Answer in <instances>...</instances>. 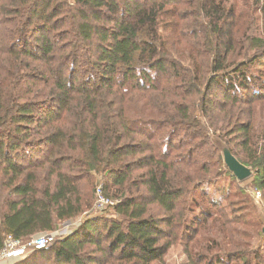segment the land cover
I'll list each match as a JSON object with an SVG mask.
<instances>
[{"label":"trees","instance_id":"1","mask_svg":"<svg viewBox=\"0 0 264 264\" xmlns=\"http://www.w3.org/2000/svg\"><path fill=\"white\" fill-rule=\"evenodd\" d=\"M261 26L264 0H0V249L94 209L97 187L120 216L13 264H264L242 187L264 209Z\"/></svg>","mask_w":264,"mask_h":264},{"label":"built area","instance_id":"2","mask_svg":"<svg viewBox=\"0 0 264 264\" xmlns=\"http://www.w3.org/2000/svg\"><path fill=\"white\" fill-rule=\"evenodd\" d=\"M95 194L96 202L92 211V215H99L103 213L104 210L113 209L115 207L117 201L103 195L100 187H97ZM254 194L255 198L260 197L259 191H254ZM60 237H62V235L59 230L30 236L26 240H18L11 235H7L4 240L3 247L0 249V260H17L23 256H26L33 250L50 244Z\"/></svg>","mask_w":264,"mask_h":264},{"label":"rangeland","instance_id":"3","mask_svg":"<svg viewBox=\"0 0 264 264\" xmlns=\"http://www.w3.org/2000/svg\"><path fill=\"white\" fill-rule=\"evenodd\" d=\"M69 1L72 2L73 0H69ZM259 30H260V33L259 34L262 35V36H264V26L259 27ZM196 112L198 113V111H196ZM212 136H215V135H212ZM233 184L234 183L223 182V183L219 184L222 188L221 187H216V189H215L213 187H210L208 189L209 194L218 195L220 192H222V194L223 193L226 194L228 191L231 190V188L234 187ZM98 185H101V184H97L96 187ZM223 186L225 188H223ZM242 187L244 188V190H246V192L253 199L252 200L250 198L251 201L254 202V208L256 209L257 213L264 219V209H263V205H262V203L260 202V200L258 198H254L252 196V193H253V195H255L254 194V191H252V189L250 188V186L248 184H244ZM95 192H96V190H95ZM92 211H93V209H90V210L84 212L81 216L76 217V218H73V219H70V221H68L67 223L64 222V223L60 224L56 229L59 230V232L61 233L62 236H64V235L68 234L70 231H73L74 228L78 225V223L81 221V219L85 215L86 216L87 215L91 216L93 214ZM252 212H253V210H252ZM100 215L103 216V217H105V218H108V217L120 218V216L116 214V212H115L114 209H109V210L106 209ZM17 260H15V261H17ZM15 261L14 260L11 261V260H3L2 259V260H0V263L1 262H4L5 264H12ZM163 264H186V257L184 255L179 254V253H172V252H170L167 255V257H166L165 263H163Z\"/></svg>","mask_w":264,"mask_h":264},{"label":"water","instance_id":"4","mask_svg":"<svg viewBox=\"0 0 264 264\" xmlns=\"http://www.w3.org/2000/svg\"><path fill=\"white\" fill-rule=\"evenodd\" d=\"M215 146L220 150L224 168L236 177L238 182H243L253 176V168L241 163L228 148L227 144L217 136H212Z\"/></svg>","mask_w":264,"mask_h":264},{"label":"crops","instance_id":"5","mask_svg":"<svg viewBox=\"0 0 264 264\" xmlns=\"http://www.w3.org/2000/svg\"><path fill=\"white\" fill-rule=\"evenodd\" d=\"M15 261V260H14ZM0 264H5L4 262H1ZM13 264V263H12Z\"/></svg>","mask_w":264,"mask_h":264}]
</instances>
